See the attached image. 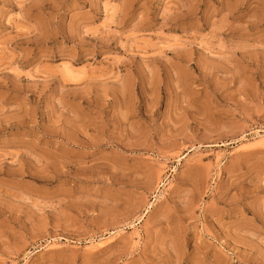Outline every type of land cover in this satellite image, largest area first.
<instances>
[{
  "label": "rangeland",
  "instance_id": "1",
  "mask_svg": "<svg viewBox=\"0 0 264 264\" xmlns=\"http://www.w3.org/2000/svg\"><path fill=\"white\" fill-rule=\"evenodd\" d=\"M0 264H264V0H0Z\"/></svg>",
  "mask_w": 264,
  "mask_h": 264
}]
</instances>
